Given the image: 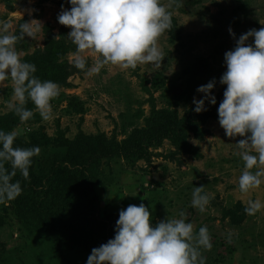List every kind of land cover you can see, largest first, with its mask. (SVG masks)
<instances>
[{"label":"rangeland","instance_id":"374dc122","mask_svg":"<svg viewBox=\"0 0 264 264\" xmlns=\"http://www.w3.org/2000/svg\"><path fill=\"white\" fill-rule=\"evenodd\" d=\"M62 5L71 7L68 0H0V21L10 22V31L19 34L35 19L36 37L16 48L41 80L61 88L52 119H42L29 101L34 116L24 124L7 107L11 81L0 88V129L20 133L16 146L41 149L30 180L19 172L13 178L29 195L0 204V264H86L94 247L114 238L119 211L140 203L153 224L184 210L195 231L206 225L213 243L203 252L207 264H264V211L245 212L249 199L264 200V185L248 194L238 187L244 162L235 143L243 137H227L218 117L195 114L193 103L204 96L197 88L213 78L218 102L225 53L241 34L264 28V0H182L160 38L159 69L109 64L93 76L71 63L76 46L71 29L58 22ZM82 55L88 67L98 58ZM199 58L209 61L200 74ZM196 186L214 196L204 213L191 205Z\"/></svg>","mask_w":264,"mask_h":264},{"label":"clouds","instance_id":"9594fccd","mask_svg":"<svg viewBox=\"0 0 264 264\" xmlns=\"http://www.w3.org/2000/svg\"><path fill=\"white\" fill-rule=\"evenodd\" d=\"M68 3L71 7L62 5L57 19L71 29L68 38L76 46L71 63L93 76L109 64L123 70L145 64L159 69L165 57L159 41L173 27L170 9L173 5L181 6L182 0H169L167 5L163 0H68ZM34 20L21 24L19 34L10 31V22L0 21V88L11 81L13 94L7 107L22 124L34 116V111L27 107L29 101L42 119H52V102L61 94L60 85L41 80L36 75V64L25 61L16 48L25 37H36ZM229 33L235 38L231 27ZM250 37H254V43H248ZM86 52L98 57L91 67L82 55ZM224 62L226 71L219 83L227 87L219 103L218 120L227 137H243L235 143L238 149L235 155L244 162L238 177L239 191L248 194L264 185V28L241 34L234 49L226 51ZM216 83L213 78L197 88L204 96L193 98L194 111H206V101L211 105L217 103L213 94ZM19 134L0 129V204L23 193L21 181L13 178L19 172L24 180H30L33 158L41 152L39 146H16ZM212 199L214 196L205 192L204 186H196L191 205L204 213ZM260 211H264V200L247 201L246 214L256 215ZM151 215L144 203L121 209L114 238L94 247L86 264H207L203 252L210 251L213 243L206 225L195 231L184 210L178 218L168 217L156 224L152 223ZM232 235L228 234V243L232 242Z\"/></svg>","mask_w":264,"mask_h":264},{"label":"trees","instance_id":"16d2710c","mask_svg":"<svg viewBox=\"0 0 264 264\" xmlns=\"http://www.w3.org/2000/svg\"><path fill=\"white\" fill-rule=\"evenodd\" d=\"M199 65H200V67L202 68V70L201 71H199L198 72V74H200V73H203L204 71H206L207 70V68L209 67V61L208 60H206V59H204V58H199ZM226 85H224V87H223V90L220 92V94H219V97H218V102H217V106L215 107V110L214 109H209V108H207V110H206V113H207V115H208V117H218V107H219V103L223 100V98H224V96H223V93H224V91H225V89H226ZM201 113V112H200ZM200 113H195V114H200ZM89 155H90V160H92V159H94L95 158V156H96V154H94L93 152L92 153H89ZM99 161V157L97 156L96 157V159L94 160V162H92L91 163V166L92 165H94L95 163H97ZM7 167H11L10 165H6ZM91 168H93L94 169V167L92 166ZM72 190V189H71ZM29 190H28V188H23V193H22V195H26V196H28L29 195ZM79 195L80 196H82V192L79 190ZM26 196H24V197H26ZM33 200V198L32 197H30L29 196V200Z\"/></svg>","mask_w":264,"mask_h":264}]
</instances>
